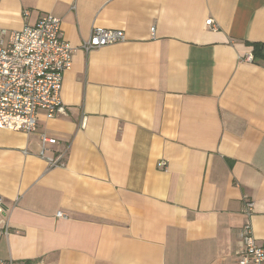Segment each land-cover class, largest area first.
I'll return each instance as SVG.
<instances>
[{
    "label": "crops",
    "instance_id": "obj_1",
    "mask_svg": "<svg viewBox=\"0 0 264 264\" xmlns=\"http://www.w3.org/2000/svg\"><path fill=\"white\" fill-rule=\"evenodd\" d=\"M44 13L75 48L66 113L0 128V259L239 264L243 195L264 245V63L244 59L264 0H0V28ZM95 26L125 40L85 52ZM40 134L56 139L44 157Z\"/></svg>",
    "mask_w": 264,
    "mask_h": 264
},
{
    "label": "built area",
    "instance_id": "obj_2",
    "mask_svg": "<svg viewBox=\"0 0 264 264\" xmlns=\"http://www.w3.org/2000/svg\"><path fill=\"white\" fill-rule=\"evenodd\" d=\"M27 16L28 11L25 10L24 19ZM60 23L59 17L44 13L33 25L26 23L17 30L0 28V128L29 134L36 130L39 110L48 118L66 113L60 90L63 74L71 67L75 48L62 38ZM206 24L215 28L212 18L207 19ZM150 32L154 34L153 26ZM124 40L122 30L95 26L80 47L89 52ZM244 59L251 61L252 55L247 54ZM55 142V138L40 134V155L44 157L47 145ZM45 160L49 168L65 165L64 152L56 157H45ZM165 165L164 161L158 162L161 168ZM242 203L244 222L238 230L242 253L238 263L264 264V245L257 243L251 226L253 201L243 195ZM2 232L8 234L7 222ZM0 264L11 262L0 259Z\"/></svg>",
    "mask_w": 264,
    "mask_h": 264
},
{
    "label": "trees",
    "instance_id": "obj_3",
    "mask_svg": "<svg viewBox=\"0 0 264 264\" xmlns=\"http://www.w3.org/2000/svg\"><path fill=\"white\" fill-rule=\"evenodd\" d=\"M252 60L258 63H264V42H251Z\"/></svg>",
    "mask_w": 264,
    "mask_h": 264
}]
</instances>
